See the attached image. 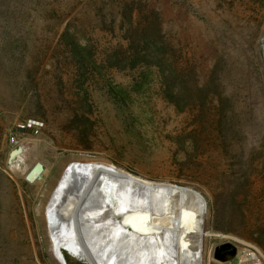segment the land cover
Masks as SVG:
<instances>
[{
    "label": "rangeland",
    "instance_id": "obj_1",
    "mask_svg": "<svg viewBox=\"0 0 264 264\" xmlns=\"http://www.w3.org/2000/svg\"><path fill=\"white\" fill-rule=\"evenodd\" d=\"M14 1L29 9L34 0L0 5ZM138 2L162 14L167 93L152 68L112 66L127 42L102 0H63L60 20L0 15V264H62L47 207L72 163L198 191L206 228L218 234L205 238L203 264H234L248 246L264 262V0ZM71 22L78 55L60 46ZM37 163L43 177L30 183ZM70 233L56 234L70 245L59 246L65 263L88 264ZM198 243L186 242L188 264L199 263ZM225 243L235 254L222 261L215 251Z\"/></svg>",
    "mask_w": 264,
    "mask_h": 264
},
{
    "label": "bare ground",
    "instance_id": "obj_2",
    "mask_svg": "<svg viewBox=\"0 0 264 264\" xmlns=\"http://www.w3.org/2000/svg\"><path fill=\"white\" fill-rule=\"evenodd\" d=\"M88 164L67 167L61 178L64 193L54 191L47 207L59 261V246L70 245L56 234L67 225L88 264H188L186 242L191 237L199 242L201 233L204 240L218 236L206 228V220L201 228L198 211L190 204V188L143 180L113 165ZM106 188L122 210L114 212L117 207L110 206ZM198 248V264H203L200 242ZM253 249L246 264H264Z\"/></svg>",
    "mask_w": 264,
    "mask_h": 264
},
{
    "label": "trees",
    "instance_id": "obj_3",
    "mask_svg": "<svg viewBox=\"0 0 264 264\" xmlns=\"http://www.w3.org/2000/svg\"><path fill=\"white\" fill-rule=\"evenodd\" d=\"M63 0H34L30 5H21L16 1L4 2L0 5V15L16 17L28 14L41 15L42 12L51 18L61 19L59 3ZM95 1V0H88ZM104 5L111 11H115V17L120 16L121 27L124 31V39L127 48L117 51L112 55L110 61L112 66L122 70H132L138 66H147L156 71L166 93L170 90L171 79L173 76L171 63V46L164 32L162 14L154 8H148L147 4L141 8L138 0H102ZM104 8L99 9V14H103ZM142 15L139 22L135 21V14ZM72 22L66 26L61 37L60 46L67 52L77 54L79 41L76 32L72 30ZM80 68H84L85 61H79ZM84 74H80L82 77ZM120 94V93H118ZM121 96V95H120ZM118 95L117 98L122 100Z\"/></svg>",
    "mask_w": 264,
    "mask_h": 264
},
{
    "label": "water",
    "instance_id": "obj_4",
    "mask_svg": "<svg viewBox=\"0 0 264 264\" xmlns=\"http://www.w3.org/2000/svg\"><path fill=\"white\" fill-rule=\"evenodd\" d=\"M23 152L22 148H18L14 151H12L11 153V159H14L15 157H17L18 155H20ZM91 164H97V163H89L88 166L91 167ZM70 166V165H69ZM43 172H44V165L42 163H37L34 168L27 174L26 176V180L30 183H34L37 180L42 179L43 177ZM63 180V179H62ZM60 180L61 182H59L57 188H56V193L55 194H59L63 195V191L64 189H62V183L63 181ZM62 189V190H61ZM178 189H182V187H178ZM108 193V198H109V204L111 207H117L115 208V211L117 210H122L121 206H120V202H118L117 197L115 196L114 192L109 188V189H105V193ZM188 194L191 196L190 197V204L192 207H194L197 211H198V215L200 216L199 222L201 225V228L203 226L204 228V224H205V217H206V200L205 198L196 190L194 189H190L188 190ZM55 197V196H54ZM124 210V209H123ZM125 211V210H124ZM75 223L78 224L79 218L78 215L75 216L74 218ZM199 242H200V246H203V242H204V235L203 233L200 234L199 236ZM216 255L220 257V259L222 261H225L226 258L233 256V254H235V247L232 243H225L223 245H220L216 248ZM60 255H61V260L60 262L62 264H66L62 251H60Z\"/></svg>",
    "mask_w": 264,
    "mask_h": 264
},
{
    "label": "built area",
    "instance_id": "obj_5",
    "mask_svg": "<svg viewBox=\"0 0 264 264\" xmlns=\"http://www.w3.org/2000/svg\"><path fill=\"white\" fill-rule=\"evenodd\" d=\"M41 126V123L40 122H37V121H30L28 123V127L29 128H34V129H37L36 131L39 130V127ZM250 250L254 251L253 250V247L251 246H248V248L246 247L242 254L240 255V257L238 258V261L234 264H246L248 262H250Z\"/></svg>",
    "mask_w": 264,
    "mask_h": 264
}]
</instances>
